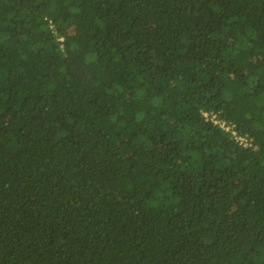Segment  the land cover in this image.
I'll return each instance as SVG.
<instances>
[{
	"label": "trees",
	"instance_id": "16d2710c",
	"mask_svg": "<svg viewBox=\"0 0 264 264\" xmlns=\"http://www.w3.org/2000/svg\"><path fill=\"white\" fill-rule=\"evenodd\" d=\"M0 264H264V0H0Z\"/></svg>",
	"mask_w": 264,
	"mask_h": 264
},
{
	"label": "built area",
	"instance_id": "2783aa9c",
	"mask_svg": "<svg viewBox=\"0 0 264 264\" xmlns=\"http://www.w3.org/2000/svg\"><path fill=\"white\" fill-rule=\"evenodd\" d=\"M212 119L214 123L219 124V126L226 132L227 135H230V137L236 139L243 146H249L251 144L250 139L237 134L233 128V125L226 124L224 121L216 120L214 117Z\"/></svg>",
	"mask_w": 264,
	"mask_h": 264
}]
</instances>
